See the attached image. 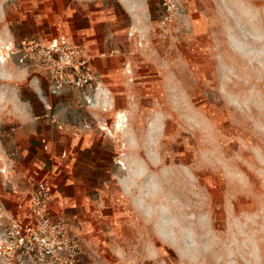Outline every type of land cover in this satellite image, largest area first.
Returning <instances> with one entry per match:
<instances>
[{
    "label": "rangeland",
    "instance_id": "374dc122",
    "mask_svg": "<svg viewBox=\"0 0 264 264\" xmlns=\"http://www.w3.org/2000/svg\"><path fill=\"white\" fill-rule=\"evenodd\" d=\"M95 11L112 29L97 33V53L140 69L121 133L114 99L56 94L10 53L75 37ZM84 129L96 145L68 155L69 192L77 210L122 208L128 264H264V0H0V220L52 169L58 132Z\"/></svg>",
    "mask_w": 264,
    "mask_h": 264
},
{
    "label": "built area",
    "instance_id": "2783aa9c",
    "mask_svg": "<svg viewBox=\"0 0 264 264\" xmlns=\"http://www.w3.org/2000/svg\"><path fill=\"white\" fill-rule=\"evenodd\" d=\"M10 53L19 64L44 71L56 94L75 90L89 102L90 94L98 90L95 57L65 36L30 40ZM12 191L19 194L18 187L13 186ZM28 202L27 207L18 203L16 216L0 220V264H81L86 247L68 218L55 214L49 182L38 183Z\"/></svg>",
    "mask_w": 264,
    "mask_h": 264
},
{
    "label": "crops",
    "instance_id": "0c3cea01",
    "mask_svg": "<svg viewBox=\"0 0 264 264\" xmlns=\"http://www.w3.org/2000/svg\"><path fill=\"white\" fill-rule=\"evenodd\" d=\"M92 13H95L94 16L90 15ZM82 19H88V24L85 21L80 22L76 29L77 36H70V33L61 30L64 34L60 36H65L81 44L88 55L95 57L93 64L98 76V90L94 94V99L98 102V105L103 103V107L107 104L110 106L111 101L114 99V103H116L114 112L118 114V110L122 109V104L128 103V91L125 89L129 85L128 75L131 73V69L136 74H139L140 69L134 65L131 67L128 64L129 58L126 53L118 54L117 51H111L108 55L106 53H97L100 52L96 49V44L98 43L97 33L112 30L107 27L108 14L103 11L89 12L87 15L82 14ZM142 83L139 82L137 85L139 86ZM120 131V129H117L116 133H121ZM96 137L97 135L94 131L85 129L59 131L57 139L63 152L51 156V159H54L55 162L53 166L51 165L52 169L49 170L44 178L39 180L31 179L28 180V183H33L32 191L42 181H47L51 185L55 196L53 205L55 214L65 215L70 218L76 230L80 231L84 245L91 254L90 258L84 259L81 264H128L133 261V258L128 255L126 246L129 245L133 236L131 232L134 230L132 224L122 212V208L112 206L104 209L100 208L99 205L84 207L85 202H79L81 209L77 210L78 206L74 204L78 202L76 196L73 195V192H69V186L74 185V178L72 171H68L70 166H72V159L68 155L70 154L71 156L75 148L82 150L91 149L96 145ZM45 149L51 153L53 148L50 143H47ZM63 169H65L64 173L68 176H62ZM32 191L25 194L24 197L20 196L16 202L24 203L27 207Z\"/></svg>",
    "mask_w": 264,
    "mask_h": 264
},
{
    "label": "bare ground",
    "instance_id": "6f19581e",
    "mask_svg": "<svg viewBox=\"0 0 264 264\" xmlns=\"http://www.w3.org/2000/svg\"><path fill=\"white\" fill-rule=\"evenodd\" d=\"M120 115L117 114V116H116L115 129H120L121 130L123 128V125L125 123V120ZM120 132H124V131H120Z\"/></svg>",
    "mask_w": 264,
    "mask_h": 264
}]
</instances>
